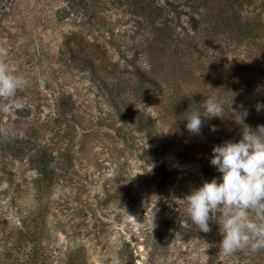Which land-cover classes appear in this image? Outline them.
Masks as SVG:
<instances>
[{
  "label": "rangeland",
  "instance_id": "rangeland-1",
  "mask_svg": "<svg viewBox=\"0 0 264 264\" xmlns=\"http://www.w3.org/2000/svg\"><path fill=\"white\" fill-rule=\"evenodd\" d=\"M166 1L1 0L7 4L0 48L7 51L10 73L27 85L0 112V129L7 133L0 137V264L32 257L40 263L42 255L55 264L67 258L123 264L130 253L135 264H264V252L226 257L213 222L209 233L180 227L179 200L219 178L210 164L213 147L236 140L217 142V118L200 134L189 133L187 122L168 114L169 89L145 86L139 96L131 94L130 65L148 67L138 51L155 36L153 18H172L171 5L184 6ZM244 9L264 22V0L246 1ZM181 17L178 32L194 35L189 17ZM254 48L261 53V45ZM92 54L107 58L96 71L83 62ZM263 66L248 72L256 67L260 80ZM202 72L188 76L181 94L190 102L222 103V84L211 92ZM67 97L72 111L61 114Z\"/></svg>",
  "mask_w": 264,
  "mask_h": 264
},
{
  "label": "trees",
  "instance_id": "trees-1",
  "mask_svg": "<svg viewBox=\"0 0 264 264\" xmlns=\"http://www.w3.org/2000/svg\"><path fill=\"white\" fill-rule=\"evenodd\" d=\"M140 1H151L152 3L156 0ZM177 1L179 3L183 1L184 6L171 5L172 12H174L172 18L163 15V19H160L162 14H157L153 18L155 36L146 37L140 45L142 46L141 51H138L143 53L145 60L149 62L148 67H141L135 63L130 65L131 70L129 71L133 75L132 84L129 85L130 88L133 87L131 94L139 96L141 89L145 86L160 92L169 89L171 95L168 114L175 120L187 122L185 117L191 109L206 116L202 106L203 102L199 103L194 100L190 102L181 94L182 84L187 81L188 76H191L192 72L203 71L201 82L211 81V92L214 91L216 85L222 84L219 95L223 96L222 104L225 112L223 117L217 118L215 123L220 127L217 142L226 137H233L235 142H238L241 139L242 127L238 124L236 113L246 110L248 116L243 123L253 129L257 125H264V108L260 111L256 109L257 104L264 105V66L260 69V80L257 77L258 72L253 71L256 67L248 72L250 66L264 62V22L260 14L255 17L244 14L246 11L244 3L253 0H226L228 5L224 7L217 5L212 7L213 3L221 0H176L174 2L167 0L166 2L176 3ZM236 3L239 4L236 5ZM6 4L1 3L0 0V14ZM185 7H188V11H184ZM163 10L162 8L161 11ZM181 12L189 17L188 23L194 35L189 31L187 35L181 36L178 32V22L182 18ZM159 19L162 22L157 21ZM260 45L262 46L261 53H255L254 47ZM106 59L92 54L83 57V62L96 71L97 66ZM105 70L108 76L115 74L113 70ZM115 79L118 85L120 79L117 80L116 77ZM204 85L201 89L208 94L209 92L205 89L206 85ZM228 95L229 100H227ZM62 101L59 105L61 114L71 112L70 97ZM202 120L203 125L209 126L210 118L202 117ZM141 124H144L143 120ZM152 144L158 150V144L153 141ZM42 174L46 177L49 174L48 170L44 168ZM36 254L42 253L37 250ZM49 257L42 255V258L37 260L40 263H36L35 258L32 257L29 260L14 259L10 264H55L48 259ZM60 264L86 263L67 258ZM123 264H135L133 253L128 254Z\"/></svg>",
  "mask_w": 264,
  "mask_h": 264
},
{
  "label": "clouds",
  "instance_id": "clouds-1",
  "mask_svg": "<svg viewBox=\"0 0 264 264\" xmlns=\"http://www.w3.org/2000/svg\"><path fill=\"white\" fill-rule=\"evenodd\" d=\"M6 56V49L0 48V112H7V101L27 85L22 76L10 73ZM202 106L206 116L192 111L185 117L189 133L200 134L202 117L222 118L225 112L223 104L214 98L205 99ZM261 108L264 105L257 104V111ZM235 116L242 127L241 139L225 141L212 149L210 164L221 175L210 182L204 181L179 200L183 205L180 227L191 230L195 226L200 232L209 233L210 222L217 224L222 237L217 246L226 257L244 250L264 252V125L255 129L244 125L246 110ZM210 130L217 129L213 125ZM6 135V130L0 129V137ZM129 217L140 225L134 217ZM176 238L181 239L179 233ZM206 256L201 254L202 259Z\"/></svg>",
  "mask_w": 264,
  "mask_h": 264
}]
</instances>
